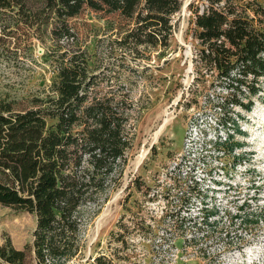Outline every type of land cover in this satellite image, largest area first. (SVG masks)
<instances>
[{
    "label": "rangeland",
    "instance_id": "1",
    "mask_svg": "<svg viewBox=\"0 0 264 264\" xmlns=\"http://www.w3.org/2000/svg\"><path fill=\"white\" fill-rule=\"evenodd\" d=\"M202 1L181 0L163 54L160 47L118 45L119 37L103 29L100 13L85 10L69 19L89 45L96 95L109 92L123 99L119 107L126 112L129 138L117 185L98 199L95 212L91 205L81 207L87 218L81 260L123 244L140 264L143 259L146 264H264V223L252 229L229 225L240 205L264 204V76L259 94L241 96L251 101L250 110L224 100L225 90L208 74L193 80V16L186 5L200 7ZM12 7L13 0L0 4V10ZM31 42L22 52L13 51L12 39L0 35V96L16 98V106L38 102L49 78L41 68L43 44ZM232 120L242 134L234 132ZM229 132L242 144L235 149L245 153L239 159L215 143ZM203 207L219 211L213 232L187 220L198 221ZM34 224L25 207L0 204V243L8 239L21 249Z\"/></svg>",
    "mask_w": 264,
    "mask_h": 264
},
{
    "label": "trees",
    "instance_id": "2",
    "mask_svg": "<svg viewBox=\"0 0 264 264\" xmlns=\"http://www.w3.org/2000/svg\"><path fill=\"white\" fill-rule=\"evenodd\" d=\"M180 7L181 0H13L11 10H0V35L12 39L13 51L22 52L33 39L43 44L40 60L46 65L41 68L49 77L44 95L33 104L16 106V98L0 96V204L25 207L35 218L29 244L17 249L8 239L0 243V264H26L27 254L29 264L72 259L75 264H140L123 244L81 260L87 220L81 207L91 205L95 212L98 199L117 185L129 138L126 112L119 107L123 99L109 92L96 95L89 45L69 19L85 10L100 13L103 29L119 37L118 45L160 47L163 54ZM186 7L193 16V80L208 74L225 90L224 100L250 110L251 101L241 96L262 89L264 0H203L200 7L192 2ZM232 122L234 132L242 134ZM215 143L233 158L245 154L235 151L242 144L230 132ZM258 201L237 207L229 225L252 229L264 223V204ZM200 209L198 221L187 220L213 232L219 211Z\"/></svg>",
    "mask_w": 264,
    "mask_h": 264
},
{
    "label": "bare ground",
    "instance_id": "3",
    "mask_svg": "<svg viewBox=\"0 0 264 264\" xmlns=\"http://www.w3.org/2000/svg\"><path fill=\"white\" fill-rule=\"evenodd\" d=\"M144 153H145V150H143L141 152V154L135 158V160L133 162V166H135L140 161V159L143 157Z\"/></svg>",
    "mask_w": 264,
    "mask_h": 264
},
{
    "label": "water",
    "instance_id": "4",
    "mask_svg": "<svg viewBox=\"0 0 264 264\" xmlns=\"http://www.w3.org/2000/svg\"><path fill=\"white\" fill-rule=\"evenodd\" d=\"M185 4H186V3L184 2V3L182 4V7H184Z\"/></svg>",
    "mask_w": 264,
    "mask_h": 264
}]
</instances>
